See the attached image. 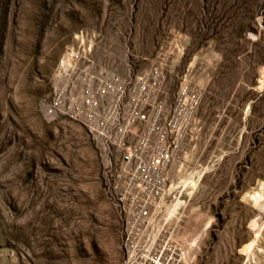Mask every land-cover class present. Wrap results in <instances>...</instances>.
<instances>
[{
	"label": "rangeland",
	"instance_id": "1",
	"mask_svg": "<svg viewBox=\"0 0 264 264\" xmlns=\"http://www.w3.org/2000/svg\"><path fill=\"white\" fill-rule=\"evenodd\" d=\"M71 51L197 93L158 218L185 264H264V0H0V264L123 263L89 130L42 111Z\"/></svg>",
	"mask_w": 264,
	"mask_h": 264
},
{
	"label": "built area",
	"instance_id": "2",
	"mask_svg": "<svg viewBox=\"0 0 264 264\" xmlns=\"http://www.w3.org/2000/svg\"><path fill=\"white\" fill-rule=\"evenodd\" d=\"M49 83L46 121L69 116L94 142L104 196L115 200L122 225V264H185L186 253L165 231L157 208L167 198L169 170L195 121L197 93L178 81L169 92L158 67L120 76L72 51Z\"/></svg>",
	"mask_w": 264,
	"mask_h": 264
},
{
	"label": "bare ground",
	"instance_id": "3",
	"mask_svg": "<svg viewBox=\"0 0 264 264\" xmlns=\"http://www.w3.org/2000/svg\"><path fill=\"white\" fill-rule=\"evenodd\" d=\"M54 74H56V72ZM43 114H44V116H46L45 112H43ZM57 117H62V116H55L52 118H57ZM66 117H69V116H66ZM69 118H71V117H69ZM76 121H78V120H76ZM201 175H202L201 170L188 173V175L186 176V180L180 185L179 188H182L183 190H186V191H188V190L192 191L193 189L196 188L197 183H198ZM108 200L115 206V200L112 197H108ZM261 203H262V201H261ZM261 203H260V205H261ZM181 205H182V202L179 201L177 198L174 201V203H171L169 205L162 204V208H164V210H165V216L168 219H172V220L176 219L178 214H179L178 210L181 207ZM160 208H161V204L159 205V208H157V210H160ZM166 222H169V221L167 220ZM205 228H206V226L203 229H201L200 231L196 232L194 239H191L190 242L189 241L187 242L188 243V245H187L188 246V260L197 252V244H198V241L200 240V238L202 237ZM121 235H122L121 241L123 242L122 225H121ZM121 249H122V253H123V245H121ZM251 256H254V254H251Z\"/></svg>",
	"mask_w": 264,
	"mask_h": 264
}]
</instances>
